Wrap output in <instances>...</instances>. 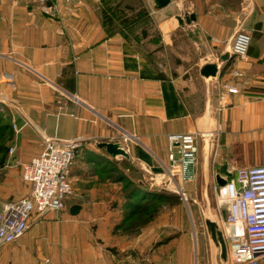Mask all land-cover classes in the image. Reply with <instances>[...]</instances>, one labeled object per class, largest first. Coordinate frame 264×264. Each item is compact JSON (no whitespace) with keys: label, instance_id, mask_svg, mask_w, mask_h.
<instances>
[{"label":"crops","instance_id":"1","mask_svg":"<svg viewBox=\"0 0 264 264\" xmlns=\"http://www.w3.org/2000/svg\"><path fill=\"white\" fill-rule=\"evenodd\" d=\"M44 5L54 15L38 0H0V109L14 148L0 166V201L29 194L20 164L45 140L83 142L69 173L73 194L61 210L33 214L19 239L0 246V264H142L108 250L101 255L85 238L115 184L101 170L104 158L121 157L99 144L122 132L134 136L130 158L160 172L167 135L198 133L197 173L209 171L213 185L224 162L228 171L264 165V0H171L160 9L152 0L147 15L128 26L119 15L140 9L139 0ZM238 29L251 34L247 62L230 52ZM206 59L216 63L215 76L200 74ZM234 67L243 76H232ZM74 204L80 208L71 213Z\"/></svg>","mask_w":264,"mask_h":264},{"label":"built area","instance_id":"2","mask_svg":"<svg viewBox=\"0 0 264 264\" xmlns=\"http://www.w3.org/2000/svg\"><path fill=\"white\" fill-rule=\"evenodd\" d=\"M38 1L44 10L54 15L55 7L44 5L50 0ZM250 42L248 30L235 32L230 52L238 61L249 60ZM230 74L243 76L239 67H234ZM223 88L229 93L237 92L232 85L223 84ZM198 137V133L192 132L168 134L167 163L163 164L160 172L144 166L145 172L150 173L149 179L172 184L175 191L180 192L182 187L179 184L191 182L196 175ZM82 142L79 136L68 139L64 144L47 139L37 156L20 164L21 179L30 184V192L16 200L0 201V246L19 239L27 230L33 214L41 215L63 208L65 199L73 194L69 173ZM119 147L129 154L127 143L119 144ZM13 149L9 147L8 153ZM229 172L231 176L226 178L224 185H213L219 202L227 205V214L220 229L227 246L228 260L233 264H264V165L231 167ZM41 264L52 262L43 258Z\"/></svg>","mask_w":264,"mask_h":264},{"label":"rangeland","instance_id":"3","mask_svg":"<svg viewBox=\"0 0 264 264\" xmlns=\"http://www.w3.org/2000/svg\"><path fill=\"white\" fill-rule=\"evenodd\" d=\"M139 1L142 6L140 9L147 15L148 5L152 0ZM135 12L131 11L127 16H137ZM182 30L180 29L181 32ZM1 110L0 117L8 118L7 113ZM113 141L115 144H131L134 137L126 136L122 132ZM112 160L116 162L115 165L103 163L101 170L107 175L110 172L111 176H115L116 169H119V172L125 174L126 180L111 184V195L102 200V214L85 231V238H91L100 245L99 254H104L105 246H109L117 251L109 252L116 258L130 256L142 264H220L216 258V247L209 238L204 221L206 218L213 219L220 226L226 217L227 205L219 202L209 171L197 173L196 168L195 178L191 182L180 183L182 189L177 192L172 184L158 179L151 181L150 173L145 172V167L132 160L129 154ZM111 167L113 171H110ZM138 180H142L150 188L177 193L179 198L176 202L158 203L154 217L146 225L131 230L129 226L133 221L124 220L127 213L125 194ZM132 200H138V197H133ZM80 257L89 260L87 254L81 253ZM81 264L86 262L81 260Z\"/></svg>","mask_w":264,"mask_h":264},{"label":"trees","instance_id":"4","mask_svg":"<svg viewBox=\"0 0 264 264\" xmlns=\"http://www.w3.org/2000/svg\"><path fill=\"white\" fill-rule=\"evenodd\" d=\"M128 9V7H126ZM131 10V8H129ZM124 11V10H121ZM137 16L128 17L125 13L120 14L121 22H123L126 26L133 24L138 19L146 16L143 10L138 9L136 12ZM8 119V118H5ZM0 117V166L3 164L5 154L7 153V141L11 137V125L9 120H5ZM77 154L74 157L76 159ZM106 161H103L109 165H115V161L110 158H104ZM73 160V162H74ZM113 169L110 168V171ZM109 171V170H108ZM117 174L115 176H111L110 172H108V178L111 179L115 183H122L126 180L125 174L119 172V169H116ZM126 196V208L127 213L125 215L124 220L133 222L129 226L131 230H137L143 225H146L156 214L158 207L156 206L158 203H166L177 200V193H170L164 190H158L155 188H150L146 185L142 180H138L136 184H134L133 188L125 194ZM133 197H138V200H132ZM176 202V201H175ZM80 206L78 204H74L70 207L71 213H76ZM128 230V226L126 228ZM105 249L110 253L117 251L114 248L109 246H105Z\"/></svg>","mask_w":264,"mask_h":264},{"label":"water","instance_id":"5","mask_svg":"<svg viewBox=\"0 0 264 264\" xmlns=\"http://www.w3.org/2000/svg\"><path fill=\"white\" fill-rule=\"evenodd\" d=\"M170 1L171 0H153V4L155 8L160 9L165 7L167 4H169ZM190 17H192V19L194 18L192 15ZM178 21L182 23V19L180 17H178ZM185 21L189 22L190 21L189 17H186ZM228 57H229V53L227 52L221 56V59L226 61ZM216 73H217L216 63L206 59L200 68V74L204 77H209V76H215ZM99 146L104 147L106 152L114 157L127 156L125 151L121 147H119V144L101 142ZM230 176L231 173L227 169V163L224 162L218 168H216L214 179L216 184L222 186L225 184L226 178ZM204 223L209 238L216 247L217 250L216 258L218 260V263L226 264L228 262L227 246L223 238L219 224L215 220L209 218H206Z\"/></svg>","mask_w":264,"mask_h":264}]
</instances>
